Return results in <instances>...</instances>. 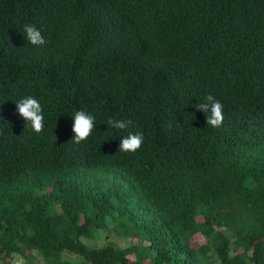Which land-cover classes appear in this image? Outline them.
<instances>
[{"label": "trees", "instance_id": "obj_1", "mask_svg": "<svg viewBox=\"0 0 264 264\" xmlns=\"http://www.w3.org/2000/svg\"><path fill=\"white\" fill-rule=\"evenodd\" d=\"M209 94L220 127L195 107ZM29 95L41 133L16 110ZM79 110L95 127L76 144ZM130 132L143 144L120 152ZM111 223L141 243L84 241ZM38 255L264 264V0H0V264Z\"/></svg>", "mask_w": 264, "mask_h": 264}, {"label": "clouds", "instance_id": "obj_2", "mask_svg": "<svg viewBox=\"0 0 264 264\" xmlns=\"http://www.w3.org/2000/svg\"><path fill=\"white\" fill-rule=\"evenodd\" d=\"M23 33L25 39L35 46H43L47 43L41 31L32 24L24 25ZM17 113L35 133H41L44 129L43 108L40 102L33 96H25L16 101ZM195 107L206 114V123L208 126L220 127L223 123V105L213 95L209 94L203 102L197 103ZM72 131L74 136L72 141L76 144L87 140L95 127V117L84 110L76 111L74 114ZM108 128L123 130L132 124V121H123L109 118L107 120ZM143 133L130 132L121 140L119 145L120 152L135 153L143 144Z\"/></svg>", "mask_w": 264, "mask_h": 264}, {"label": "rangeland", "instance_id": "obj_3", "mask_svg": "<svg viewBox=\"0 0 264 264\" xmlns=\"http://www.w3.org/2000/svg\"><path fill=\"white\" fill-rule=\"evenodd\" d=\"M198 218H202V217L199 216ZM83 239L88 245H96V246L104 245L108 241H113V242H115L121 246H128L131 243H136V244L141 243L140 238L135 236V235H128V234L119 233L113 227V223H111L108 227H106L104 229H100V231H98L93 237L92 236H85V237H83ZM192 242L194 244L204 243V242H206V237L201 232H197L192 237ZM129 257H130V259H135L136 258L135 252H131L129 254ZM64 258H68V259H72V260L75 259V260H79L81 262L85 260V258L82 255L74 254L71 251L65 252ZM8 260H11L13 262L11 264H29L28 262L25 261V259H23L20 256H16L14 259L8 258ZM146 261H149V258H147ZM35 263L36 264H44V261L42 260L40 255H38Z\"/></svg>", "mask_w": 264, "mask_h": 264}]
</instances>
